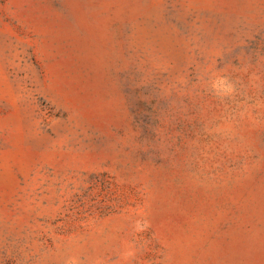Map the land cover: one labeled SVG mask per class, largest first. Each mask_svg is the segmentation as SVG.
Instances as JSON below:
<instances>
[{
	"label": "rangeland",
	"instance_id": "1",
	"mask_svg": "<svg viewBox=\"0 0 264 264\" xmlns=\"http://www.w3.org/2000/svg\"><path fill=\"white\" fill-rule=\"evenodd\" d=\"M0 264H264V0H0Z\"/></svg>",
	"mask_w": 264,
	"mask_h": 264
}]
</instances>
